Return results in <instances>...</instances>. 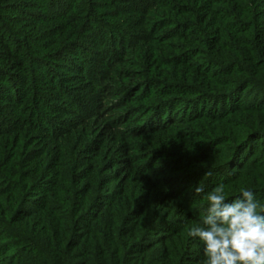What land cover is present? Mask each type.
Returning a JSON list of instances; mask_svg holds the SVG:
<instances>
[{"label":"trees","instance_id":"trees-1","mask_svg":"<svg viewBox=\"0 0 264 264\" xmlns=\"http://www.w3.org/2000/svg\"><path fill=\"white\" fill-rule=\"evenodd\" d=\"M221 184L264 205V0H0V264H203Z\"/></svg>","mask_w":264,"mask_h":264},{"label":"clouds","instance_id":"clouds-1","mask_svg":"<svg viewBox=\"0 0 264 264\" xmlns=\"http://www.w3.org/2000/svg\"><path fill=\"white\" fill-rule=\"evenodd\" d=\"M205 199L204 214L187 233L202 245L203 264H264V205L256 194L240 188L229 200L221 184Z\"/></svg>","mask_w":264,"mask_h":264},{"label":"rangeland","instance_id":"rangeland-1","mask_svg":"<svg viewBox=\"0 0 264 264\" xmlns=\"http://www.w3.org/2000/svg\"><path fill=\"white\" fill-rule=\"evenodd\" d=\"M147 162H148L149 164H151V162H152V161H151V162H149V160H147V161H146V163H147ZM161 164H162V163H161ZM160 167H161V166H160ZM160 169H162V167H161ZM173 176L175 177V176H177V175H173ZM174 177H172V176H171V177H169L168 179H170V178H172V179H173Z\"/></svg>","mask_w":264,"mask_h":264}]
</instances>
